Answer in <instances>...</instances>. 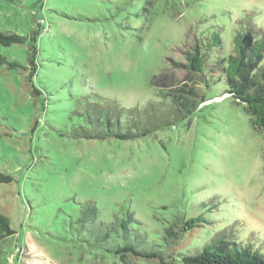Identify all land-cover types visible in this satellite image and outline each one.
I'll return each mask as SVG.
<instances>
[{
    "label": "rangeland",
    "instance_id": "1",
    "mask_svg": "<svg viewBox=\"0 0 264 264\" xmlns=\"http://www.w3.org/2000/svg\"><path fill=\"white\" fill-rule=\"evenodd\" d=\"M253 20L260 30L251 34L264 37V0H0L1 30H39L32 81L25 71L0 73V170L12 176L0 183V212L15 231L0 264H160L67 239L65 220L85 200L105 222L132 211L149 237L184 212L264 250V139L253 115L219 72L199 85L206 100L186 117L168 110L171 90L198 86L185 67L195 37L218 29L231 46ZM0 52L28 63L26 43ZM88 120L100 128L151 120L156 130L79 137L81 126L97 131ZM230 237L220 241L230 246Z\"/></svg>",
    "mask_w": 264,
    "mask_h": 264
},
{
    "label": "trees",
    "instance_id": "2",
    "mask_svg": "<svg viewBox=\"0 0 264 264\" xmlns=\"http://www.w3.org/2000/svg\"><path fill=\"white\" fill-rule=\"evenodd\" d=\"M257 25L253 20L247 27L237 30L232 35L231 46L225 45L218 29L203 30L195 37L196 42L186 51L185 67L190 75L198 78V86H189L188 89L182 87L185 90L183 93L186 94L171 90L168 110L178 111L186 117L206 100L199 85L206 82L208 75L219 72L224 74L229 85L226 93L253 115L252 124L261 132L264 139V37H255L250 30V26L258 28ZM250 34L253 38L252 43L249 41ZM38 35V29L31 30L28 35L0 29L1 46L24 43L28 45L26 66L14 59H8L0 52V69L5 70H0V73L6 75L12 70L25 71L31 82L39 67ZM206 86L208 87V82ZM31 87L33 94H40L41 91L34 84L31 83ZM133 124L136 125L135 128L126 125L114 127L107 122L100 128L88 120L87 125L96 128L97 131L92 134L81 126V132L77 135L86 139L114 137L128 140L149 135L156 130L151 120L139 124L134 121ZM3 135V131L0 130V139ZM11 181L12 176L0 170V183ZM78 204L76 217L70 215L69 220H65L64 232L67 233V239L85 243L87 250L91 252H100L116 259L128 257L156 261L160 264H264V250L255 248L247 242L243 243L246 235L240 238V234L243 233H239L236 240L224 231L211 233L208 226L212 222L201 214L191 215L184 212L174 214L165 220L160 232L149 237L140 232L139 227L135 225L139 224L138 218L128 209L122 213L114 212L110 220L105 222L98 217L99 210L94 201H79ZM162 207L166 208V205ZM14 233L9 218L0 212V246L5 238ZM203 235L206 237L203 238ZM224 237L232 238L233 243L228 246L221 242Z\"/></svg>",
    "mask_w": 264,
    "mask_h": 264
}]
</instances>
